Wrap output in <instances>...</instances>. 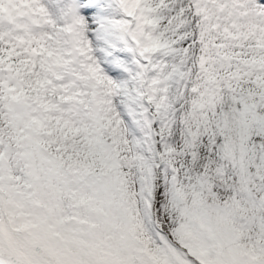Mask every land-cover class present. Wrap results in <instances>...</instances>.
<instances>
[{"label": "snow or ice", "instance_id": "snow-or-ice-1", "mask_svg": "<svg viewBox=\"0 0 264 264\" xmlns=\"http://www.w3.org/2000/svg\"><path fill=\"white\" fill-rule=\"evenodd\" d=\"M0 264H264V0H0Z\"/></svg>", "mask_w": 264, "mask_h": 264}]
</instances>
